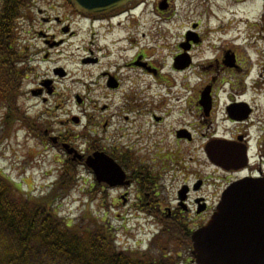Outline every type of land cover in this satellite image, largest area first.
I'll return each mask as SVG.
<instances>
[{
  "label": "flooded vegetation",
  "instance_id": "flooded-vegetation-1",
  "mask_svg": "<svg viewBox=\"0 0 264 264\" xmlns=\"http://www.w3.org/2000/svg\"><path fill=\"white\" fill-rule=\"evenodd\" d=\"M179 1L134 0L91 15L60 0L63 18L44 12L58 8L50 0L48 8L18 18L24 134L45 148L75 150L82 164L96 155L112 159L120 181L99 183L113 193L110 210L131 213L122 224L161 225L163 238L168 224H207L234 182L264 180V123L253 119L264 111V71L251 76L256 48L264 50V0L258 20L239 19L236 26L215 14L213 25L204 2L189 20ZM138 16L145 25L136 29ZM248 23L260 30L249 34ZM70 49L80 72L67 83L70 69L55 56ZM33 99L40 108L26 104ZM214 152L227 162L212 159Z\"/></svg>",
  "mask_w": 264,
  "mask_h": 264
},
{
  "label": "trees",
  "instance_id": "trees-1",
  "mask_svg": "<svg viewBox=\"0 0 264 264\" xmlns=\"http://www.w3.org/2000/svg\"><path fill=\"white\" fill-rule=\"evenodd\" d=\"M29 7L30 0H0V102L5 111V132L21 117L18 94L26 67L19 59L18 18L27 19L31 14ZM76 168L77 164L68 163L57 185L49 194L40 197L25 195L19 185L0 172V264L184 262L182 251L190 249L191 240L182 224H168L164 235L171 236L161 241L156 238L150 251L140 253L117 245L115 233L103 220L91 215H83L80 220L61 216L57 212L58 199L68 196L74 188ZM173 238L182 251L171 252L169 243Z\"/></svg>",
  "mask_w": 264,
  "mask_h": 264
},
{
  "label": "rangeland",
  "instance_id": "rangeland-1",
  "mask_svg": "<svg viewBox=\"0 0 264 264\" xmlns=\"http://www.w3.org/2000/svg\"><path fill=\"white\" fill-rule=\"evenodd\" d=\"M50 1V0H49ZM49 1L47 0H35L37 5L33 3V0H30V7L29 11L32 12V9L34 8V11L37 12L38 8L46 9L49 7ZM57 3L58 8H55V10H48L44 12H50V16L54 17L55 15H61L64 18L65 10L64 8H61L62 3L60 0H55ZM54 2V5H55ZM206 4L207 7V19L209 18V15L211 17V22L213 25H215V17L212 18V14H215V16H222L231 18L233 20V25L236 26L238 24L239 19L243 20H249L250 22H255L259 19V14L261 13L262 8V1L261 0H241L240 2H236V0H180L179 6L182 8L181 14L187 15V18L189 20L193 19L194 16L197 15V12L200 13V9L202 7V3ZM148 11H151L150 9ZM147 11V12H148ZM137 21L135 22V28L137 29L140 25L139 22L144 24V20H142L141 16H138ZM227 19L225 28L227 29ZM249 27L252 24L255 23H248ZM29 25V24H28ZM245 25V24H244ZM79 26H82L80 23ZM241 30L244 29L245 26H243V23L239 25ZM178 27V26H177ZM248 29L251 30L255 34V32L259 31L260 28H253L250 27ZM32 29V28H31ZM228 33H230L228 31ZM226 33L225 37L226 39L230 40L231 35H227ZM234 33H232L233 35ZM82 36H85L84 31L82 32ZM23 41H27L30 36H28L26 33L22 35L21 37ZM240 42H236L238 44ZM260 45V44H259ZM259 45H255L259 46ZM258 50V55L256 56L257 62L255 61L256 65L252 73V77L256 75H260L262 71H264V53L263 49L262 52L259 50V48H256ZM242 50V48H240ZM61 54L55 56V58L58 61V64H64L67 65L70 69V77L67 78L65 81L72 82L73 79L75 80L78 78V72H80V62L78 58L73 57L72 54L73 51L70 49V52ZM40 66L42 68L45 67V64L43 62H40ZM95 70V69H93ZM94 78V77H92ZM0 86L2 87V83L0 82ZM61 86V85H60ZM72 86H76L75 83L71 84ZM27 90V89H26ZM25 91V89H23ZM1 92V90H0ZM37 104L40 108L41 102L38 100L29 101L26 102L27 105L29 104ZM66 107H69L73 110V112L78 111L77 108L72 107V104H75V102H66ZM29 105V106H30ZM259 105L264 107V96L260 98ZM39 108L34 107L35 110H38ZM65 109L63 108L58 112L57 115V122H59V118L64 117ZM4 107L2 103L0 102V171H4L6 176L10 177L16 184L22 185L25 190H28L29 193L25 192V195L27 193V196L30 197H40L43 191L47 190L46 184H50L55 180V176L59 173L56 172L58 169L57 166L60 165V168L62 167V162L60 163L61 158L64 157V154L55 148H52L48 145L47 148L41 145V143L38 140H34L31 137L24 134L23 128L17 124L12 125V128H10L7 132H5V129L3 127V119H4ZM221 117L220 115V109L217 112V121ZM256 120V122L259 119H263L262 123H264V111L258 113L253 118ZM59 120V121H58ZM53 123V122H52ZM56 127V125H55ZM54 127V128H55ZM59 127H61L59 125ZM224 127V126H220ZM228 127V125L226 126ZM235 127V126H234ZM62 128V127H61ZM229 128V127H228ZM60 131L59 129H56V131ZM62 131V130H61ZM82 169V168H81ZM81 174L84 175L86 172L82 169ZM59 185V184H58ZM53 189V188H52ZM52 189H49V193L52 191ZM72 193L67 199H58V204H60V207L57 208V212L61 211V215L63 217H66L67 214H70L72 219L80 220L81 216L85 215V217H89L91 215L92 217L106 220V224H113L114 230L116 232V238H119V240H125L129 241V244L134 245L133 239H145V241H148V238L150 235L146 234V230L144 228V231H142V224H122V218L125 216H130L131 213L126 211L125 208L119 207V216H116V212L110 210L108 208L110 206V200L112 199V196H109L107 198L108 200V206L104 207L101 212L96 211V205L98 202H100V198H95L93 201L90 202V197L86 195V188L84 187V194H82L81 187L78 185L75 189H72L70 192ZM20 194V193H19ZM21 195V194H20ZM23 195V196H25ZM84 201V203H87L89 201V206H82L80 203ZM88 209V210H87ZM108 209V210H107ZM110 211L111 213H106L107 211ZM106 211V212H105ZM105 212V213H104ZM113 217H115L113 219ZM196 226L194 224H184V230H195ZM170 235V234H169ZM169 235H165L164 239H166ZM171 236V235H170ZM161 238V237H160ZM159 238V239H160ZM174 239V238H173ZM161 241V240H160ZM177 244L175 242V239L170 241V249L174 250L177 249ZM179 246V245H178ZM182 255V254H181ZM183 255L185 256L183 259L184 262L181 264H195L194 260L190 258L192 256L191 250L184 249Z\"/></svg>",
  "mask_w": 264,
  "mask_h": 264
},
{
  "label": "water",
  "instance_id": "water-1",
  "mask_svg": "<svg viewBox=\"0 0 264 264\" xmlns=\"http://www.w3.org/2000/svg\"><path fill=\"white\" fill-rule=\"evenodd\" d=\"M79 12L103 15L134 0H69ZM214 151V150H213ZM212 159L227 162L219 152ZM99 181L111 185L122 174L115 163L98 155L88 161ZM193 256L197 264H264V180L243 179L223 194L208 224L192 235Z\"/></svg>",
  "mask_w": 264,
  "mask_h": 264
},
{
  "label": "bare ground",
  "instance_id": "bare-ground-1",
  "mask_svg": "<svg viewBox=\"0 0 264 264\" xmlns=\"http://www.w3.org/2000/svg\"><path fill=\"white\" fill-rule=\"evenodd\" d=\"M263 89H264V87H263Z\"/></svg>",
  "mask_w": 264,
  "mask_h": 264
}]
</instances>
